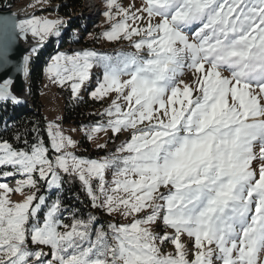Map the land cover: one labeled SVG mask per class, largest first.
Segmentation results:
<instances>
[{
	"label": "snow or ice",
	"instance_id": "1",
	"mask_svg": "<svg viewBox=\"0 0 264 264\" xmlns=\"http://www.w3.org/2000/svg\"><path fill=\"white\" fill-rule=\"evenodd\" d=\"M4 12L0 103L15 106L14 74L30 75L17 40L64 20ZM103 16L114 54L58 53L46 72L80 101L101 69L88 95L109 103L80 130L114 148L86 158L58 123H4L0 264H264V0H105ZM77 182L95 212L64 198Z\"/></svg>",
	"mask_w": 264,
	"mask_h": 264
},
{
	"label": "trees",
	"instance_id": "2",
	"mask_svg": "<svg viewBox=\"0 0 264 264\" xmlns=\"http://www.w3.org/2000/svg\"><path fill=\"white\" fill-rule=\"evenodd\" d=\"M54 5L48 7L47 10L53 12L57 18H63L64 26L60 31L59 37L52 36L46 39V44L43 48L38 49L33 54L31 61L30 72V96L33 103L12 105L0 103V132H3L4 123L7 122L10 129H31L34 124H38L42 130H46L47 123L43 112V104L40 97L42 87L44 85V78L46 72V66L50 62L51 57L59 49L63 51L71 44H77L86 42L89 45L90 40L83 39L82 33L93 32L92 26L86 27L83 22V15L85 14V0H51ZM14 0H0V7L13 5ZM40 11V9L38 10ZM44 11V10H43ZM94 36V39L97 38ZM59 44V46H58ZM58 89L62 92L65 100L64 113L62 121L64 123H75L79 126L92 124L97 116L93 113H99L100 108L103 107V101H93L89 98V95L82 96L83 99L78 101L74 100L71 96L70 88L60 86ZM82 95V94H81ZM42 134L46 137V131H42ZM5 136L11 135V132L4 133ZM80 144L84 148L81 154H85L90 157H95L101 154V151H92L90 144L85 137L80 139ZM71 191L65 190L64 198L71 204L77 205L83 212L89 211L95 212L90 209L89 201L79 191V183L68 186ZM78 193V199L82 203L77 204V199H72V193ZM100 217L99 212L95 213ZM102 220V219H101ZM109 220H113L109 219ZM107 220V221H109ZM104 221V220H103Z\"/></svg>",
	"mask_w": 264,
	"mask_h": 264
},
{
	"label": "rangeland",
	"instance_id": "3",
	"mask_svg": "<svg viewBox=\"0 0 264 264\" xmlns=\"http://www.w3.org/2000/svg\"><path fill=\"white\" fill-rule=\"evenodd\" d=\"M120 2L124 5H127L133 2V0H120ZM29 3L35 4V0H14L13 5L14 6L24 5L28 7ZM41 3L43 4V8L41 7V4H36L35 8H30V9L35 10L36 15L48 16L51 19H56L57 16H55L52 11L47 10L48 7L54 5L53 2L51 0H47V3H44V0H41ZM39 9L40 11H38ZM85 9H86L85 14L83 15L84 26L90 27L91 25L93 32L88 31V32L82 33V35H84L83 39L90 40L89 45L85 44L87 41L82 42V43H77V44H71L64 51L62 49H59L58 51L54 53L53 56L57 55L58 53L71 54L74 51H78L82 49H95L98 52H106V53L114 54V49L121 47L120 43H110L103 38L94 39V36L96 37V35H98V37H100V34L108 28V25L105 23V17L103 16V12L105 10V0H85ZM92 71H93V80L89 84L88 89L82 90L81 92L82 96L83 95L86 96L89 90L95 86L96 76L101 72V69L94 68ZM58 87H59L58 85L54 84L52 80L49 79L47 72H45L44 85L42 87L40 97H41L42 104H43V112L46 118V123L48 124V122H55V123L60 124L64 134L67 136L73 137V139H75L78 142V147L74 151L77 154H80L86 158H89L90 156L81 154V151L84 150V148L80 144V139L84 137V133L80 130L81 126L75 123H64L62 121L65 100L62 95V92L58 89ZM103 102H104L102 104L103 107L100 108L99 110L100 112L103 110L104 107L108 105L109 103L108 98H105ZM73 129H75V131H73ZM108 135H111V133L109 132ZM106 139L107 137L103 133L99 134V142H104ZM122 139H123V136H121L120 139L115 140V146H118ZM88 142L90 144L92 151H101L100 152L101 154H99L98 156L90 157L94 159L100 158L106 155L110 150L114 148V145L112 143H109L108 148L98 149L96 146V142L89 141V140ZM108 178L111 179V176L109 175ZM13 185H14V181L10 183V186H13ZM12 198L14 200L20 199L19 195H14ZM99 214H100V218L104 221H107L113 218L115 220H120L122 223L127 222L123 220V218H121L116 213H114L112 217L103 215L100 212Z\"/></svg>",
	"mask_w": 264,
	"mask_h": 264
},
{
	"label": "water",
	"instance_id": "4",
	"mask_svg": "<svg viewBox=\"0 0 264 264\" xmlns=\"http://www.w3.org/2000/svg\"><path fill=\"white\" fill-rule=\"evenodd\" d=\"M0 9L5 10L4 14H7V10L12 12H16L18 14V18L23 19L26 18L27 15L36 14V11L30 9L27 6H2ZM46 44V40L43 44L37 46L36 41L29 37L28 40L18 39L17 44L14 50V55L17 60H21L24 55H30V72H31V61L33 59V52L31 49L35 46L38 49H41ZM14 84H13V91L14 93L23 101L22 104H30L31 107L33 106L30 91V75L27 77L22 74H14Z\"/></svg>",
	"mask_w": 264,
	"mask_h": 264
}]
</instances>
